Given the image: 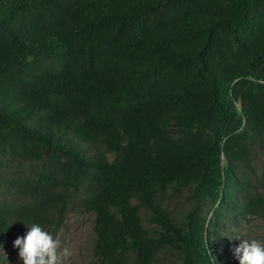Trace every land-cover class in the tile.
Here are the masks:
<instances>
[{"label":"trees","instance_id":"trees-1","mask_svg":"<svg viewBox=\"0 0 264 264\" xmlns=\"http://www.w3.org/2000/svg\"><path fill=\"white\" fill-rule=\"evenodd\" d=\"M254 145L264 0H0V153L43 162L27 203L0 200V238L59 228L75 196L99 264H239L213 248L218 213L199 204L264 210V194L230 190ZM168 188L190 192L181 221L156 204Z\"/></svg>","mask_w":264,"mask_h":264},{"label":"rangeland","instance_id":"rangeland-1","mask_svg":"<svg viewBox=\"0 0 264 264\" xmlns=\"http://www.w3.org/2000/svg\"><path fill=\"white\" fill-rule=\"evenodd\" d=\"M175 134V129L171 128ZM101 153L108 159L113 154L101 149ZM249 158L250 169H243L237 166L234 181L231 185L232 199L234 202H241L238 190L248 196L264 194V149L258 146L251 148ZM43 169V162L37 160L13 159L6 154L0 153V200L7 204H23L29 201L28 195L24 192L23 185L34 179ZM190 192L187 189L175 191L168 188L163 193L155 196L156 204L165 211L172 214L178 221L189 207ZM223 201L220 206L211 205L208 201L199 204L202 215L210 219L213 212L218 213V226L207 225L212 233L211 242L213 248L218 252L233 254V248L239 243L236 236L243 239L264 240V210L242 211L238 206L227 204ZM144 225L153 233L154 226L150 224V211L147 208L138 209ZM94 214L81 209L77 204V197L72 196L65 213L62 225L54 230H49L62 242V246L68 247L71 255L64 261V264H99V260L92 253L94 242L93 233ZM219 227V228H218ZM25 234V228L19 226L11 234L0 238V264H22L18 256V249L13 246L17 236ZM158 264H180L177 256L172 252H166L157 257ZM128 264H133L132 257Z\"/></svg>","mask_w":264,"mask_h":264},{"label":"clouds","instance_id":"clouds-1","mask_svg":"<svg viewBox=\"0 0 264 264\" xmlns=\"http://www.w3.org/2000/svg\"><path fill=\"white\" fill-rule=\"evenodd\" d=\"M27 228L24 235L13 241L22 264H64L71 255L68 247L62 246V242L40 223L27 224ZM236 239L239 243L234 246L233 255L239 264H264V240L243 239L239 235Z\"/></svg>","mask_w":264,"mask_h":264}]
</instances>
